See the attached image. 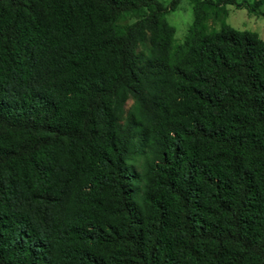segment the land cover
Here are the masks:
<instances>
[{
  "label": "trees",
  "instance_id": "trees-1",
  "mask_svg": "<svg viewBox=\"0 0 264 264\" xmlns=\"http://www.w3.org/2000/svg\"><path fill=\"white\" fill-rule=\"evenodd\" d=\"M179 1L0 0V264H264V0Z\"/></svg>",
  "mask_w": 264,
  "mask_h": 264
},
{
  "label": "rangeland",
  "instance_id": "rangeland-1",
  "mask_svg": "<svg viewBox=\"0 0 264 264\" xmlns=\"http://www.w3.org/2000/svg\"><path fill=\"white\" fill-rule=\"evenodd\" d=\"M167 3L169 0H162ZM252 3L253 0H246ZM228 15L225 22L238 30H249L257 33L264 40V3L258 7L257 11H248L246 7L236 8L234 5H227ZM260 13V14H259ZM167 21L174 26V36L181 41L185 32L193 19L191 0H180L174 10L166 13ZM218 28L219 25L214 26ZM130 104L127 102L126 106Z\"/></svg>",
  "mask_w": 264,
  "mask_h": 264
}]
</instances>
